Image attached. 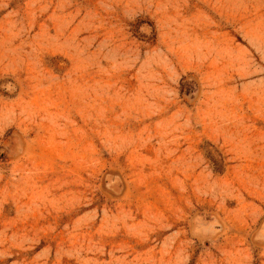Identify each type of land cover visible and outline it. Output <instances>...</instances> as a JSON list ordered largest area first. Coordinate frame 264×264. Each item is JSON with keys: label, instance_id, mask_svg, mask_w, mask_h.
<instances>
[{"label": "rangeland", "instance_id": "374dc122", "mask_svg": "<svg viewBox=\"0 0 264 264\" xmlns=\"http://www.w3.org/2000/svg\"><path fill=\"white\" fill-rule=\"evenodd\" d=\"M0 264H264V0H0Z\"/></svg>", "mask_w": 264, "mask_h": 264}]
</instances>
